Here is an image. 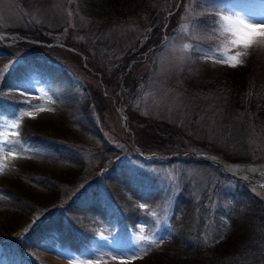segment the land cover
Here are the masks:
<instances>
[{
  "label": "rangeland",
  "instance_id": "obj_1",
  "mask_svg": "<svg viewBox=\"0 0 264 264\" xmlns=\"http://www.w3.org/2000/svg\"><path fill=\"white\" fill-rule=\"evenodd\" d=\"M114 1L0 0V206L13 202L7 189L29 194L39 206L54 204L49 211L36 206L33 218L5 238L0 264L31 258L37 264H146L126 257L128 249L150 246L168 227L215 242L223 233L220 192L244 187L239 180H219L205 159L216 153L227 161L264 162V121L242 107L247 88L238 86L245 78L238 73L264 79V33L240 29L252 37L245 47L232 44L226 28L230 20L264 29V10L248 7L260 0H184L171 32L151 53L144 47L177 0H136L132 12L127 0ZM100 3L123 9L124 17L106 15L94 24L87 12ZM125 52L130 59L120 67ZM92 100L95 108L86 109ZM134 144L159 156L145 158ZM172 153L179 159L160 157ZM38 173L57 181L35 187L30 176ZM121 180L159 199L136 203ZM55 195L56 203L42 204ZM176 201L185 207L177 215L180 227L171 221ZM63 204L80 206L55 217ZM137 207L148 222L134 226L127 215ZM96 210L106 219L86 221ZM46 218L49 237L25 258L16 236ZM68 228L81 229L86 240L66 238ZM154 248L165 251L163 258L179 252L166 236ZM260 253L217 255L213 264H264Z\"/></svg>",
  "mask_w": 264,
  "mask_h": 264
},
{
  "label": "trees",
  "instance_id": "obj_2",
  "mask_svg": "<svg viewBox=\"0 0 264 264\" xmlns=\"http://www.w3.org/2000/svg\"><path fill=\"white\" fill-rule=\"evenodd\" d=\"M250 0H245L243 3H247ZM262 4H264V0H261ZM115 3L114 0H111V4ZM126 5L129 7V10L135 9L137 10L138 1L136 0H127ZM131 4L130 6L128 4ZM101 5L95 4V8L89 10L87 12L88 17L94 24L100 25L99 22L101 17H105L108 15L109 17H124L123 9L115 10V7L100 3ZM175 5L168 9L172 11L175 9ZM184 5V0H180L179 7L176 11L170 15L169 17V26L175 24L173 19L175 15L179 13L180 7ZM139 8V7H138ZM181 12V11H180ZM160 13L157 12L155 20L157 21ZM104 19V18H103ZM158 32L156 38L152 39L150 42H147L146 46L144 47L145 50H148L150 46L156 44L158 42L159 34L161 33L160 25L155 28ZM217 33L216 29H214L213 33ZM130 56L128 52H125L119 62L120 67L122 64H127L129 61ZM225 71H229L228 68ZM228 74V73H227ZM234 74V73H232ZM241 76H244V80L241 79V83L239 88L246 87L247 88V96L245 103L242 104V107L252 115L255 120L264 121V79L258 80L252 73H238ZM233 77V75H232ZM232 82L229 79L222 80L223 82H231L233 85L238 83V79L231 78ZM128 84V80L125 81V87ZM95 95V94H94ZM95 99V98H94ZM95 100L89 101L86 104V109H94L95 107ZM63 124V123H62ZM63 128L65 124L62 125ZM67 126V125H66ZM58 133V132H55ZM41 136L38 134L36 135V139H39ZM36 176L32 177V181L35 184V187L45 188L46 182H55L57 181L52 175H43L42 173L34 174ZM221 181H225L221 175ZM54 179V180H53ZM121 185L125 186L126 191L130 192L133 196L136 203L140 202L142 204L150 205L156 202L159 197L155 192H142L137 187L132 186L131 182L128 183L126 180H121ZM19 187V186H18ZM117 187L115 182V188ZM116 189H119L118 187ZM54 190V189H53ZM9 195L11 196V200H13L11 205L7 206H0V251L3 248H7L5 238L10 236L14 231L18 232L20 228L25 226L32 218H33V210L36 206H39L35 203V200L31 199L29 194H22L18 190H11L7 189ZM219 191V190H218ZM220 192V191H219ZM58 194V192H57ZM86 194L83 196H78L77 200L79 201L82 197V200H85ZM60 196H50L43 198L42 204L47 202L53 201V203L58 200ZM220 207L222 208L221 213L224 223L220 222V228L223 229V233L221 234V238L215 242H208L207 240L203 239L200 235L191 236L190 232H186L183 228H180L178 232L175 234L169 227L162 229V233L166 236H169V243L173 244L174 246H178V255H173L172 257L166 256L163 258L166 253L160 249H154L153 246H144V251L147 254H143V259L146 264L151 263L150 257L156 256V263L157 264H213L214 258L217 255L223 256H234L240 255L243 257L246 255L248 251H260L264 254V204L257 200L255 197L251 196L246 189H243L239 193L235 190H228L221 191L219 195ZM230 199L231 202L229 203L227 200ZM37 200V199H36ZM72 202V200H69ZM54 205V204H53ZM53 205H49L48 207L39 206L38 212L41 210L49 211L52 209ZM73 204H65V208L72 207ZM181 206V204H179ZM228 205V206H227ZM63 206V207H64ZM79 204H76L74 208L76 209ZM227 206V207H226ZM63 208V209H65ZM179 209V208H177ZM185 209V208H183ZM71 210V209H70ZM102 210H96L95 212H90V214H86V221L90 222L91 217L98 222L106 219V216L101 212ZM60 213V212H59ZM213 216L212 219H215V211L212 212ZM98 216V218H95ZM172 216V224L174 226L180 227L183 225V219L180 217ZM108 220V218H107ZM127 220L132 225H136L141 220L147 221V216L144 213V210H141L140 207H137L135 210L131 211L127 215ZM142 222V221H141ZM223 224V226L221 225ZM19 229V230H18ZM72 231V230H71ZM73 232V231H72ZM79 232H75L76 239L81 242H84L87 238L85 235L82 239V234ZM21 234V235H20ZM16 236L18 238V248L22 254L26 252H31L33 250H37L38 246L33 244V241L37 245L41 243L42 239L47 237V234L43 228V225L35 228H31L26 233L21 232ZM20 236V237H19ZM3 240V241H1ZM32 241L29 246V241ZM151 247V248H150ZM137 252V251H136ZM260 253V254H261ZM217 261L219 259H216ZM137 262V261H136ZM131 262L133 263H136ZM155 263V264H156ZM117 264H127V263H117Z\"/></svg>",
  "mask_w": 264,
  "mask_h": 264
},
{
  "label": "snow or ice",
  "instance_id": "obj_3",
  "mask_svg": "<svg viewBox=\"0 0 264 264\" xmlns=\"http://www.w3.org/2000/svg\"><path fill=\"white\" fill-rule=\"evenodd\" d=\"M226 28L229 30V32L235 37L231 43L234 44V45H239V44H243L245 47H248L250 45V41L245 44V43H242L240 41V34H241V31L240 29H247V30H250L251 33H255L256 31V27L253 26V25H247V24H244L243 21H226ZM240 53H237V56H239ZM234 66V65H233Z\"/></svg>",
  "mask_w": 264,
  "mask_h": 264
},
{
  "label": "bare ground",
  "instance_id": "obj_4",
  "mask_svg": "<svg viewBox=\"0 0 264 264\" xmlns=\"http://www.w3.org/2000/svg\"><path fill=\"white\" fill-rule=\"evenodd\" d=\"M225 169H228L229 171H233L236 172L245 182H247L248 176L250 174H255L256 172L251 171L252 168L251 166H229L226 163L224 164ZM264 185V184H263ZM264 188V186H263ZM257 194L261 195L262 197H264V191H262L261 189H257L256 187L252 188Z\"/></svg>",
  "mask_w": 264,
  "mask_h": 264
},
{
  "label": "clouds",
  "instance_id": "obj_5",
  "mask_svg": "<svg viewBox=\"0 0 264 264\" xmlns=\"http://www.w3.org/2000/svg\"><path fill=\"white\" fill-rule=\"evenodd\" d=\"M255 33H264V29L257 28ZM239 38L242 43L247 44L252 37L248 35L247 33H241Z\"/></svg>",
  "mask_w": 264,
  "mask_h": 264
}]
</instances>
